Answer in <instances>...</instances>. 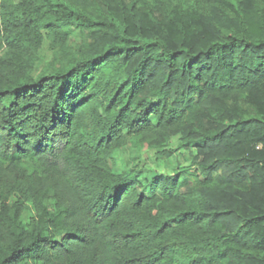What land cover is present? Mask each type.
I'll return each instance as SVG.
<instances>
[{"label":"trees","instance_id":"obj_1","mask_svg":"<svg viewBox=\"0 0 264 264\" xmlns=\"http://www.w3.org/2000/svg\"><path fill=\"white\" fill-rule=\"evenodd\" d=\"M175 135L195 180L114 167ZM0 264H264V6L0 0Z\"/></svg>","mask_w":264,"mask_h":264},{"label":"rangeland","instance_id":"obj_2","mask_svg":"<svg viewBox=\"0 0 264 264\" xmlns=\"http://www.w3.org/2000/svg\"><path fill=\"white\" fill-rule=\"evenodd\" d=\"M18 1V0H16ZM258 8L264 6L262 0H255ZM45 39L37 53L40 59V70L46 69L54 59L51 41L45 31ZM74 42L81 43L83 38L80 31L73 33L71 37ZM197 150L181 147L180 135L171 138L169 144L162 149H152L144 145L131 141L118 154V159L113 163L118 172L133 173H156L160 176H170L184 171L192 180L193 176L201 174L196 162ZM190 174H193L191 176ZM195 180V179H194Z\"/></svg>","mask_w":264,"mask_h":264}]
</instances>
